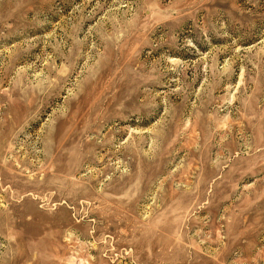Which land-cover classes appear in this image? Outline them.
<instances>
[{
  "label": "rangeland",
  "instance_id": "1",
  "mask_svg": "<svg viewBox=\"0 0 264 264\" xmlns=\"http://www.w3.org/2000/svg\"><path fill=\"white\" fill-rule=\"evenodd\" d=\"M0 264H264V0H0Z\"/></svg>",
  "mask_w": 264,
  "mask_h": 264
}]
</instances>
